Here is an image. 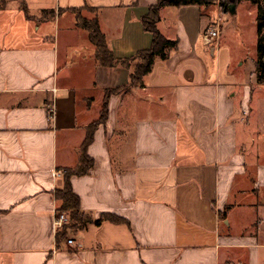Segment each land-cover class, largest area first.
<instances>
[{
	"label": "crops",
	"instance_id": "crops-1",
	"mask_svg": "<svg viewBox=\"0 0 264 264\" xmlns=\"http://www.w3.org/2000/svg\"><path fill=\"white\" fill-rule=\"evenodd\" d=\"M24 1L31 18L21 0L0 8V264H264L257 5L160 8L159 29L177 47L143 85L109 96L88 147L94 165L71 179L85 212L126 222H93L59 240L62 169L78 163L105 90L131 74L99 64L72 8L97 17L114 55L128 58L151 47L141 19L158 0ZM243 9L255 44L234 57L223 32ZM44 10L55 17L40 19ZM215 22L219 40L207 44Z\"/></svg>",
	"mask_w": 264,
	"mask_h": 264
},
{
	"label": "trees",
	"instance_id": "trees-1",
	"mask_svg": "<svg viewBox=\"0 0 264 264\" xmlns=\"http://www.w3.org/2000/svg\"><path fill=\"white\" fill-rule=\"evenodd\" d=\"M239 0H235L237 2ZM257 5V28H258V59L256 61V73L259 82L264 83V0H251ZM8 0H0V8L7 5ZM210 0H158L152 5L149 12L141 19L145 30L152 36V44L148 49L139 50L135 55L128 58H117L110 49L105 34L101 31L97 17L88 19L82 15L83 8H72L76 15L77 24L89 32V38L96 48V58L100 65L107 67L124 66L131 69L130 81L128 85L105 90L101 113L98 119L91 122L86 128V136L80 147L79 161L75 166L62 169L63 186L56 190V198L59 201L58 209L68 216V222L59 230L58 239L66 237L69 230L83 229L90 223L102 224L105 221L115 223L126 222V219L114 213H101L98 218L85 212L81 207L80 197L75 193L72 186L73 176H82L88 174L94 165V159L88 154V147L94 140V134L97 127L105 123L108 117V98L113 93H120L133 86L143 85L144 77L148 75L157 58L165 60L171 50L177 47L178 41L168 39L159 29L160 8L165 5L183 6L189 4L208 5ZM221 6L227 10L229 1L221 0ZM20 8L26 16L31 18L28 6L24 0H21ZM40 19H49L55 17V11H42Z\"/></svg>",
	"mask_w": 264,
	"mask_h": 264
},
{
	"label": "rangeland",
	"instance_id": "rangeland-1",
	"mask_svg": "<svg viewBox=\"0 0 264 264\" xmlns=\"http://www.w3.org/2000/svg\"><path fill=\"white\" fill-rule=\"evenodd\" d=\"M223 39H225L224 46L231 48L234 57L250 52L252 45L255 44V23L246 9H243L241 15L232 22L225 23ZM225 51L227 54V48Z\"/></svg>",
	"mask_w": 264,
	"mask_h": 264
},
{
	"label": "built area",
	"instance_id": "built-area-1",
	"mask_svg": "<svg viewBox=\"0 0 264 264\" xmlns=\"http://www.w3.org/2000/svg\"><path fill=\"white\" fill-rule=\"evenodd\" d=\"M220 24L219 22H215L212 24L204 34V40L207 44L217 43L220 37ZM51 115H54V110H52ZM68 222V216L65 212L60 211L59 209L55 213V225L61 228L64 224ZM69 244L73 245L74 240L68 239Z\"/></svg>",
	"mask_w": 264,
	"mask_h": 264
}]
</instances>
